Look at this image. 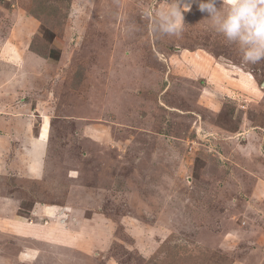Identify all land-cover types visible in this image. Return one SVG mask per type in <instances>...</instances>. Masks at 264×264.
Here are the masks:
<instances>
[{"label": "rangeland", "instance_id": "rangeland-1", "mask_svg": "<svg viewBox=\"0 0 264 264\" xmlns=\"http://www.w3.org/2000/svg\"><path fill=\"white\" fill-rule=\"evenodd\" d=\"M171 2L0 0V167L36 177L0 193L37 231L0 235V264H264V61L198 0L154 34ZM48 27L56 59L29 51Z\"/></svg>", "mask_w": 264, "mask_h": 264}, {"label": "clouds", "instance_id": "clouds-1", "mask_svg": "<svg viewBox=\"0 0 264 264\" xmlns=\"http://www.w3.org/2000/svg\"><path fill=\"white\" fill-rule=\"evenodd\" d=\"M191 7L192 0H172L151 17L153 33L180 36ZM198 8L216 33L239 46L245 64L264 61V0H198Z\"/></svg>", "mask_w": 264, "mask_h": 264}, {"label": "crops", "instance_id": "crops-1", "mask_svg": "<svg viewBox=\"0 0 264 264\" xmlns=\"http://www.w3.org/2000/svg\"><path fill=\"white\" fill-rule=\"evenodd\" d=\"M10 62L13 63L14 60H10ZM26 137L28 139V142L32 143V147L35 148L34 143L39 144V142L37 140L38 138H36V134L35 133L34 134H30V135L27 134ZM19 139H25V137H23V134L21 133V131H19ZM30 139H33L34 142H32ZM0 143H2V142H0ZM37 148H38V146H37ZM6 167H8V166L5 165V167L4 166L0 167V177H1V179H2L3 176L12 177V178H14V181L15 180H19V179H20L19 181L28 180V179H33V180L36 179V177L34 176L35 175V172L34 171H31L32 172V175H31L30 174V170H28L29 168H26L25 175L23 173H20V169H18L17 170L18 173L16 175V174H14L15 167L11 168V171L13 172V174H7L6 173L7 171L5 172V168ZM21 175H24V177H21ZM4 182H7V185L9 187H11L13 185L11 183V181H4ZM10 205H12V206L17 205V207H18V199H16L15 197H13V195L10 194V193H7V195L6 194L3 195L2 193H0V235L9 234V235L14 236V237L15 236L16 237H19V236H22V235L19 234V233H22V232H24V233H28V232H30V233H36L37 231H36V229L33 228V225L28 226V224L25 221V219H23L22 216L20 217L19 216L20 214L17 215L18 213L14 212V208L13 207H12L13 208L12 210H9V209H11V208H9ZM25 209L27 210V213H32L33 217H35L38 213L44 214V215H46V213H49L48 210H44L42 208V205L41 204H40V207L38 205H33V204L30 205V206L28 205V206L25 207ZM9 212L10 213L14 212L12 214L13 216L12 215H7V214H9ZM12 225L13 226L19 225L20 226L19 227L20 229L18 228V231H17V229L15 231H13L10 228ZM30 228H33V229L31 230ZM19 231H21V232H19ZM57 239L60 242H63L65 240H67V238L63 237V234H60L59 235V238H57ZM50 245L51 246H49V249H51V250L48 249V251L49 252L51 251L52 254H53L54 248H56V249L59 248L58 250H60V251H61V248H64V247H61L59 245H55V246H54V244L53 245L50 244Z\"/></svg>", "mask_w": 264, "mask_h": 264}, {"label": "trees", "instance_id": "trees-1", "mask_svg": "<svg viewBox=\"0 0 264 264\" xmlns=\"http://www.w3.org/2000/svg\"><path fill=\"white\" fill-rule=\"evenodd\" d=\"M44 11V8L42 9ZM33 12L31 15L40 22V24L44 25V13L43 12ZM38 14V15H37ZM37 15V16H36ZM60 30V29H59ZM44 34L50 36L48 38H40L39 36L32 37V40L29 43V51L33 52L34 54L38 55L40 58L45 59H56L58 58V54L60 53L58 49L51 43V39L56 36L54 30L48 27L47 29L44 28Z\"/></svg>", "mask_w": 264, "mask_h": 264}, {"label": "bare ground", "instance_id": "bare-ground-1", "mask_svg": "<svg viewBox=\"0 0 264 264\" xmlns=\"http://www.w3.org/2000/svg\"><path fill=\"white\" fill-rule=\"evenodd\" d=\"M35 144H37V143H34V145ZM36 147V146H35ZM34 148V147H33ZM43 149V148H42ZM31 151H32V149L30 150V151H26V153H27V157L29 158L28 160H31V156L33 157L35 154H36V149L34 148V150L32 151V153H31ZM36 156L38 157V155L36 154ZM33 165L34 163H32V161H30L29 162V165ZM34 169V168H33ZM34 171V170H33ZM36 214V213H35ZM12 227L14 228V230H16L17 229V231H18V228L20 227L19 225H15V226H13L12 225ZM20 229V228H19ZM31 230L33 229V228H30ZM32 232V231H31ZM47 236L49 235V234H46ZM70 242V241H69ZM45 251V250H44ZM52 259H54V260H56L57 261V258L56 257H53ZM62 263H64V261L62 260ZM61 263V264H62ZM65 264V263H64Z\"/></svg>", "mask_w": 264, "mask_h": 264}, {"label": "water", "instance_id": "water-1", "mask_svg": "<svg viewBox=\"0 0 264 264\" xmlns=\"http://www.w3.org/2000/svg\"><path fill=\"white\" fill-rule=\"evenodd\" d=\"M264 86V85H263Z\"/></svg>", "mask_w": 264, "mask_h": 264}]
</instances>
